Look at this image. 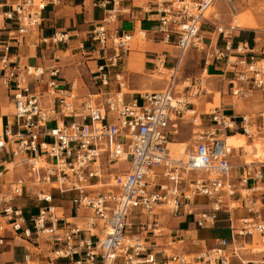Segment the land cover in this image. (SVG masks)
Segmentation results:
<instances>
[{"label": "built area", "instance_id": "obj_1", "mask_svg": "<svg viewBox=\"0 0 264 264\" xmlns=\"http://www.w3.org/2000/svg\"><path fill=\"white\" fill-rule=\"evenodd\" d=\"M63 1L15 0L4 13L16 24L10 37L18 40L38 30L48 6ZM218 1L236 11L238 3L248 0H147L143 10L157 17L161 41L174 44L180 56L192 50L202 53L203 72L199 78L186 79L182 92L177 75L171 73L164 89L145 92L140 101L126 102L121 92L104 94L99 89L79 96L75 84L66 89L53 80L42 93L44 69L20 67L9 55L10 45L2 46L0 72L14 113L0 132V165L5 164L0 169V248L15 237L26 240L19 264H41L35 255H43V245L48 246V264H191L180 251L184 239L179 231L176 241L159 244L156 240L163 237L159 219L164 213L173 218L188 215L195 196L209 202L196 226L214 227L225 211L232 234V243L222 239L196 254L198 263L230 264L238 252L235 236L259 235L264 241V222L238 221L232 216L237 194L247 211L258 213L253 194L261 191L264 171L246 164L240 184L248 194L239 192L231 180V153L225 141L236 133L264 140V101L255 115L230 114L223 104L208 111L199 105L209 96L213 101L203 75L213 66L228 81L233 98L248 99L254 91H264L261 62L255 57H234L247 54L245 45L235 46L239 28L206 18ZM121 3L104 1V7L111 8L92 31V42L102 50L108 48V26L117 21ZM205 26L214 29L209 36ZM68 39V34L58 32L51 41ZM132 41V35L112 40L115 65ZM59 74L54 68L49 75L54 79ZM99 74L101 85L107 86L104 67ZM183 133L190 135L184 156L171 157L169 144ZM119 164H127L128 169L113 167ZM56 201L62 204L59 209L72 207L75 217L71 219L76 221L58 212ZM30 202L38 213L28 212V219Z\"/></svg>", "mask_w": 264, "mask_h": 264}, {"label": "crops", "instance_id": "obj_2", "mask_svg": "<svg viewBox=\"0 0 264 264\" xmlns=\"http://www.w3.org/2000/svg\"><path fill=\"white\" fill-rule=\"evenodd\" d=\"M104 1L107 0H65L58 6L49 5L43 14V23L41 27L35 30L36 34L33 33V31L28 36L13 40L10 37V33L15 31L16 24L13 21L7 20L4 13L10 10V5L14 3L15 0H0V56L3 55L1 51L2 46L9 44L11 47L9 55L15 60L17 65L20 67L43 68L45 76L44 84L40 85V91L42 93L47 92V83L51 80L66 89H71L72 85L75 84L79 96H85L91 92H96L98 89L104 94L121 92L126 102L140 101L144 91L156 92L162 90L164 86L163 83L153 78L154 74L159 71V62H162L159 60L165 58L169 64H174L173 60L177 61L178 57H172L173 55L169 54L170 51H167L168 45L161 41L162 37L158 33V22H156L157 17L143 10V8L147 6V0H122V10L117 16V21L108 26V38L110 43H108V48L102 50L99 46L95 49L89 47L94 46V44L91 43L92 31L103 22L106 11L111 8V5L105 8ZM139 31L142 37L138 39L139 41H132L129 44L128 52L126 54L121 53L115 65L112 62L114 58L112 40L116 37H122L123 35H132L133 38H135V35ZM58 32L68 34V41L58 44L53 43L51 38ZM204 33L205 35L211 34V32L205 31ZM238 35L240 36V33ZM45 40H47V42H45ZM251 41L252 40L239 41L237 39L235 46L237 47L238 44L245 45L247 54H235L234 57L239 59L245 58L247 60L251 57H255L258 61L264 62L263 59L259 60L256 58V47L253 46V41L251 44ZM169 48L168 50H170ZM68 52L71 53L70 59H67L66 56ZM182 60L181 63L183 62ZM100 67H104V72L107 74V86L101 85L99 79L101 77V74H99ZM54 68H58L60 74L56 78L51 79L49 74ZM172 68H169V70ZM218 71V67H210L209 75L224 78L220 71L218 74H215V72ZM222 81L223 87L227 88V93L229 92L228 95H230L228 81H224L223 79ZM31 87L32 92L37 91L34 88L35 83H33ZM222 93L224 96V91H222ZM253 93L251 98L243 100L252 101V103L257 102V104L260 105V110L255 113L257 114L262 110L264 91L258 90ZM217 95L219 94L217 93ZM213 96L212 99L213 101L215 100L213 103L225 100L224 97L223 100ZM234 99L235 98L230 95L226 98L228 104L223 102V106L234 107L232 113L228 111L230 114L245 115L246 113H236V102ZM254 105L255 104H252L253 108ZM12 106V98L9 90L4 84L2 73L0 72V130L8 123L10 124L12 122V115L14 113H12ZM229 137L234 141V144L229 146L231 149L230 162L233 167L231 180L237 186L238 191L243 192L240 178L247 163L237 159V157H240V159L244 157L240 155L239 151H243L245 142L239 139L245 138L242 133L232 134ZM174 141L175 142L171 143L181 144L186 147L185 144L190 143V135L188 133H183ZM245 148L250 149L251 147L248 145V147ZM257 148L258 146H256V149ZM257 151L258 149L256 152ZM233 153H235L236 156H232ZM246 153L250 155L251 152ZM252 156L253 159L259 160L256 155L252 154ZM11 166L12 165H9V167ZM250 166H252V168L261 166L264 171V162L261 160L258 163H252ZM4 168L5 164H1L0 169ZM157 171L159 173L162 172L161 169ZM259 186L261 187V191L253 194L254 209L258 210V213L252 214L247 211L243 199L240 197V194H237L233 198V202L234 205L240 206H237L232 212V216L235 220L239 221L241 219L254 218L264 222V181ZM197 199H199L200 202H195ZM189 205L191 211L188 215L173 218L169 213H166L159 219V228L163 232V237L156 241L159 244L162 242L167 243L171 240L176 241L178 240L176 234L177 231H179L178 235L181 236L179 237L184 239L180 251L192 258L191 264H200L194 260L196 254L215 247L216 243L222 239H227L232 243L229 215L223 211L219 215V221L214 227L207 226L205 228H199L196 226V221L199 219L201 212H205L209 209L208 199L203 196H195L191 199ZM55 206L58 212L64 213L65 218L73 222L76 221L71 219L75 217L72 207L65 205V208H62L64 210H62L59 209L62 207L61 203L55 204ZM30 207L34 208L32 206ZM26 216L28 219L30 218L28 210L26 211ZM163 218H165L164 221H162ZM164 229H167L169 233H166ZM217 230H220L222 235L210 236L209 232L216 233ZM133 233H136V231H133ZM254 244L255 246L257 245L255 243V235L253 237L235 236L234 246L237 247L238 245L240 247H237V256L230 259V264H264V254L247 252L246 246H252ZM27 246V241L19 237L8 240L7 244L0 248V263H21L24 259L25 247ZM232 249L231 246L228 250L231 251ZM42 250L43 255L38 256V254H36L35 259L41 264H48V246L43 245ZM255 252H257V250H255ZM67 263V261L59 262V264ZM214 264L220 263L216 262Z\"/></svg>", "mask_w": 264, "mask_h": 264}, {"label": "rangeland", "instance_id": "obj_3", "mask_svg": "<svg viewBox=\"0 0 264 264\" xmlns=\"http://www.w3.org/2000/svg\"><path fill=\"white\" fill-rule=\"evenodd\" d=\"M237 10L236 11H231L228 6L225 4L224 1H218L216 3V5L214 6V9H212V14H210L209 18L215 22L216 24H220V25H235V21H236V16L238 17V21L240 23V25H242V29H239L238 33H240V36L238 38L239 41H245V40H252L253 41V46L256 47V58H258L259 60L263 59L264 60V0H248L247 2L244 3H238L237 4ZM139 29V27H138ZM140 30V29H139ZM214 29H212V27H208L205 26L203 31L205 32H213ZM33 33L36 34V32L34 31ZM209 36V34H206ZM142 36L139 35L138 33L135 35V38H133V42L135 41H139L138 39H140ZM94 44V46H89V47H93L94 49L96 47H98L99 45H97L94 42H91ZM110 44V43H109ZM168 46H172V47H167V51H170L169 54L173 55L172 57H179V50L175 47L174 44H170ZM168 48L170 50H168ZM71 53L68 52L66 54L67 59L71 58ZM202 57L203 54L199 53L195 50L189 51L188 53H186L183 56V62L180 64V70L177 73V84H178V90L180 92H182V89L184 87L183 82L186 79H196L198 77H200L202 75L203 72V62H202ZM170 60H173L172 58H169ZM159 61H162V64L165 62L164 67L165 69H163L161 67V62H159L160 65V70L154 74L153 78L157 79L158 81H160L161 83H163V88L167 85L168 81L170 80V75L171 73H169V68L172 67H176V60H173L174 64H169V62H167V59L162 58ZM262 66H264V62L260 61ZM210 72H206L204 73V81L205 84L208 86V88L211 90V93H214L212 95H214L213 97H217L220 99L225 98V100L223 101L225 104H228V102H226V98L229 97L230 95L229 92L227 93V88L223 87V78H218L216 76L213 75H209ZM218 72H215V74H218ZM210 84V85H209ZM162 88V89H163ZM225 88V89H224ZM222 91H224V96ZM147 91H144L143 93H145ZM148 92H152V91H148ZM219 93V95H217V93ZM217 95V96H216ZM224 97V98H223ZM208 101L209 105L213 104L214 101L210 102V96L208 98L202 99V101ZM236 102V113L237 114H243L246 113L247 114H255L256 112H258L260 110V105L257 104V102H249L248 100H243V99H234ZM205 102L200 103V106H203L205 108L208 107V103L206 104ZM252 104L254 105V108L252 107ZM226 110L229 111L230 113L233 112L234 107L232 108L231 106H225ZM207 110V109H206ZM239 110V111H238ZM14 112V107L12 106V113ZM1 126V123H0ZM53 125H50V127H52ZM1 132V130H0ZM240 141L245 142L246 145H249L250 148V155L247 154L246 152L240 150V155L244 156L242 159H240V157H237V159L243 161L244 163H249L250 165L252 163H258L260 162V159H253L252 154H255L256 152V146L258 144H264V140L260 137H256L254 139H248L245 137V139H239ZM47 142H51V139H47ZM185 145H188L187 143ZM232 156H236L235 153L232 154ZM182 157V156H181ZM257 157V156H256ZM261 161L264 162V159H261ZM235 164V163H234ZM116 168H120L123 171H126L128 169V165L127 164H119L118 166H113ZM244 194H248L247 192H243ZM195 202H200L199 199L195 200ZM55 204H59L58 201L55 202ZM28 205L33 206L34 204L32 202H30ZM240 206V205H235V207ZM259 208V207H258ZM29 213L31 214H37L38 213V209L35 208H30ZM166 214V212L164 213ZM165 218L162 219V221H164ZM72 221V220H71ZM73 222V221H72ZM79 222V221H78ZM165 225V224H164ZM165 228V227H164ZM166 233H169V231L167 229H164ZM209 232V231H208ZM210 233V236H220L222 235L220 230H217L216 233ZM255 243L257 244L255 246H246L247 252L251 253L254 252L255 254H264L263 252H260L262 250H264V241L263 239L259 236V235H255ZM237 247L239 248L240 246L237 245ZM255 250H258L257 252H255ZM189 261H191V257L188 258ZM214 264V263H212Z\"/></svg>", "mask_w": 264, "mask_h": 264}, {"label": "bare ground", "instance_id": "obj_4", "mask_svg": "<svg viewBox=\"0 0 264 264\" xmlns=\"http://www.w3.org/2000/svg\"><path fill=\"white\" fill-rule=\"evenodd\" d=\"M212 9H214V6L209 10V12L207 13V15H206V18L208 19L209 18V16H210V14H212L213 12H212ZM236 21H235V26L236 27H238L239 29H242V25H240V23H239V21H238V17L236 16ZM167 47H172V46H167ZM184 56V55H183ZM183 56L181 55L179 58V63H178V65L176 66V70L175 71H171V70H167V71H169V73H175V75H177V73L179 72V70H180V64H181V60H182V58H183ZM162 63V62H161ZM161 67L163 68V69H165V67H164V65L163 64H161ZM158 68H159V70H160V67L158 66ZM180 92V91H179ZM220 92H218V94H219ZM212 94H214V93H212ZM215 95V94H214ZM213 96V95H212ZM203 102H205V101H202L201 103H203ZM206 104L208 103V101L206 100V102H205ZM221 104H223V101L221 100V101H219V102H216V103H213V104H211V105H209V103L207 104L208 105V107L206 108L207 109V111L209 110V109H211V108H213V107H219ZM229 136H231V135H229ZM229 136H227L226 138H225V141H226V146H227V149L230 151V153H231V149H230V147L229 146H232L233 144H234V141L231 139V137H229ZM246 136L244 135V138H245ZM247 138V137H246ZM186 147H184V145H181V144H177V143H171L170 142V144H169V149H170V153H171V157H176V158H181V156L183 157L184 156V153H185V151H186V149H187V147H188V145H185ZM244 146L245 147H248V145H246V144H244ZM258 146V151L257 152H255V154H253V155H256L257 156V158L258 159H264V144H258L257 145ZM243 148V151L245 152H250V149L249 148ZM233 148V147H232ZM246 149V150H245ZM258 251V250H257ZM263 251V250H262ZM214 263V262H213Z\"/></svg>", "mask_w": 264, "mask_h": 264}, {"label": "trees", "instance_id": "obj_5", "mask_svg": "<svg viewBox=\"0 0 264 264\" xmlns=\"http://www.w3.org/2000/svg\"><path fill=\"white\" fill-rule=\"evenodd\" d=\"M251 44H252V41H251Z\"/></svg>", "mask_w": 264, "mask_h": 264}]
</instances>
